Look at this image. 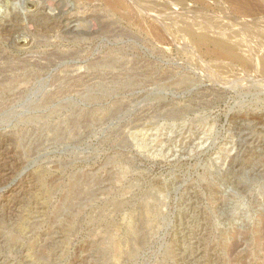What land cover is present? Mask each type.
I'll list each match as a JSON object with an SVG mask.
<instances>
[{"label":"rangeland","instance_id":"obj_1","mask_svg":"<svg viewBox=\"0 0 264 264\" xmlns=\"http://www.w3.org/2000/svg\"><path fill=\"white\" fill-rule=\"evenodd\" d=\"M39 1L0 37V264H264V0ZM78 9L113 32L30 15Z\"/></svg>","mask_w":264,"mask_h":264},{"label":"bare ground","instance_id":"obj_2","mask_svg":"<svg viewBox=\"0 0 264 264\" xmlns=\"http://www.w3.org/2000/svg\"><path fill=\"white\" fill-rule=\"evenodd\" d=\"M2 1V3H0V37L1 36H6L7 33L10 32V30H13L16 23L14 20H12L13 18H18V15L15 11H11L9 10L10 13H8L7 9L9 7V1L10 0H0ZM42 1V0H41ZM99 2V6L100 8H102L103 10L110 12L111 17L114 15V9L115 7L118 6V4H122L123 2L122 0H77V3L75 4L77 6V8H80V3L84 4H88L91 2ZM25 7H38L39 6V0H23ZM145 3V2H144ZM159 3L158 2H150L149 3H145L144 7L146 6L147 8H154L155 6H158ZM163 5V4H162ZM145 7V8H146ZM160 7V6H159ZM13 8V7H12ZM161 8V7H160ZM159 8V9H160ZM23 9V8H22ZM52 10V9H51ZM154 10V9H153ZM162 10V9H160ZM47 12V11H46ZM52 12V11H51ZM67 12V11H66ZM95 12V11H94ZM34 13V12H33ZM31 13V16H36V20L37 21H43L44 23L47 24V26L49 28H57V29H66L67 31H71V32H81L82 34H87L88 31L86 29L85 24H82L81 22L84 20H86L87 17L89 16H93L94 18H96L98 20V23L100 24V27H98V32L99 33H104L105 31L111 30L110 28V23L108 22L107 25H102L100 22L101 20H99V13H93L89 12V11H80L79 9L74 11V12H68L66 15H62L59 13L58 14H47V13H38L37 11H35V13L33 14ZM64 13V12H63ZM247 13V12H246ZM248 14V13H247ZM11 15V16H10ZM12 17V19H11ZM248 19V18H247ZM14 21V22H13ZM243 22V21H242ZM74 23V24H73ZM97 23V21H96ZM105 23V22H104ZM244 25V24H242ZM105 26V28H104ZM250 27V26H249ZM110 28V29H109ZM114 28V27H112ZM251 28V27H250ZM184 32L188 33L191 35L192 39L194 40L195 43H197L198 45H207L208 43H210L212 45V54L215 56H219L220 58H226L229 59V61L231 62H236L244 67L250 65L251 60L253 59L252 56H250L249 53H247V51L242 48L243 50L238 51V46L242 45V43L238 42H234L231 40V36H213V37H208V35L206 36L205 33H201L199 35H195L191 32V29L188 26H182L181 28ZM247 29V27H246ZM89 30V29H88ZM65 31V30H64ZM112 31V30H111ZM235 31V30H234ZM248 31V30H247ZM250 31V30H249ZM113 32V31H112ZM230 32V31H229ZM243 32V31H242ZM93 33V32H92ZM23 34V33H22ZM23 39V41L25 43H29V41L31 40L27 34H25V36H21ZM75 37V36H74ZM78 37V36H77ZM76 38V37H75ZM81 38V37H79ZM78 38V39H79ZM18 40V39H16ZM15 40V41H16ZM21 40V39H20ZM21 40V41H22ZM81 40V39H80ZM252 57V58H251ZM258 58V57H256ZM264 61V60H262ZM261 61V62H262ZM254 63V62H253ZM226 64V63H225ZM230 64V63H229ZM256 64V62H255ZM260 63H258L259 65ZM257 65V66H258ZM262 65V64H260ZM226 66V65H225ZM264 66V63H263ZM16 68V67H15ZM258 68V67H257ZM229 69V68H228ZM259 69V68H258ZM230 71V70H229ZM261 71V70H260ZM262 71H264V69H262ZM221 72V71H220ZM263 73V72H262ZM254 75V74H253ZM256 76V75H255ZM7 78V77H6ZM15 79V78H14ZM11 80V79H10ZM3 81V80H2ZM21 81V80H20ZM24 81V80H23ZM10 84V83H8ZM10 86V85H9ZM153 217V216H152ZM263 233V232H261ZM237 239V238H236ZM232 243V242H231ZM236 243L233 242V245L231 248L235 249L234 247H236ZM120 248V243L119 241L115 238H111L110 242H109V246L107 247V249L103 252V254L105 255L107 250H113V252L115 253V255H117L119 257V254L115 252V250H118ZM229 248V247H228ZM236 251V250H235ZM128 253V252H127ZM113 254V253H112ZM111 254V255H112ZM111 257V256H110Z\"/></svg>","mask_w":264,"mask_h":264},{"label":"water","instance_id":"obj_3","mask_svg":"<svg viewBox=\"0 0 264 264\" xmlns=\"http://www.w3.org/2000/svg\"><path fill=\"white\" fill-rule=\"evenodd\" d=\"M153 214H154V210H153Z\"/></svg>","mask_w":264,"mask_h":264}]
</instances>
